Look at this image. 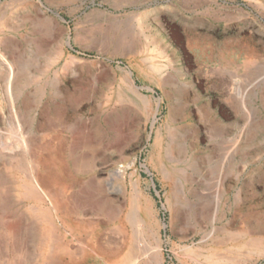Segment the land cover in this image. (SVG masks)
<instances>
[{
  "label": "rangeland",
  "instance_id": "1",
  "mask_svg": "<svg viewBox=\"0 0 264 264\" xmlns=\"http://www.w3.org/2000/svg\"><path fill=\"white\" fill-rule=\"evenodd\" d=\"M1 56L29 63L16 94ZM89 249L264 264V0H0V264H104Z\"/></svg>",
  "mask_w": 264,
  "mask_h": 264
},
{
  "label": "bare ground",
  "instance_id": "2",
  "mask_svg": "<svg viewBox=\"0 0 264 264\" xmlns=\"http://www.w3.org/2000/svg\"><path fill=\"white\" fill-rule=\"evenodd\" d=\"M36 25L39 27V29L41 31H45V32H48L49 31V23L47 22H44V21H37L36 22ZM37 27V28H38ZM39 32V31H38ZM36 40V39H35ZM40 46V45H39ZM18 47V46H17ZM37 47H38V44H37ZM42 48V47H41ZM41 50V49H40ZM45 54V53H44ZM160 57V56H159ZM1 58L4 60V57L1 56ZM6 62V61H5ZM7 63V62H6ZM8 71H9V75H8V85H11L12 89L14 90L15 94L16 92L20 89L19 86H20V83L22 81H28V70L27 68H29V63L25 62V63H21L19 66H17L16 69H13V67L11 66V64H8ZM156 69V68H155ZM32 81V80H31ZM51 84V83H50ZM10 87V89H11ZM12 97V96H11ZM13 99V98H12ZM25 106H26V103L24 102ZM57 111V110H56ZM21 122V121H20ZM16 128V127H15ZM43 128V127H42ZM46 128V127H45ZM67 129V128H66ZM22 133V132H21ZM19 135V134H18ZM16 137V136H15ZM28 145V144H27ZM30 153V152H29ZM37 159V158H36ZM88 163V162H87ZM77 164H80L81 165H84L80 160H78V163ZM79 166V165H78ZM47 168V167H46ZM134 169V168H133ZM47 171V170H46ZM45 171V172H46ZM49 171V170H48ZM29 174L26 175V179L27 180H24V186L22 187V193L21 194H24L25 198L28 199V200H32L34 201V203L37 205V207H33L34 208V212L37 214H40V212L42 211L43 209V199H48V200H51V196L50 194L42 187L41 183H40V180H39V177L36 175V166H31L30 167V170L28 171ZM27 173V172H26ZM115 173L119 176H122L123 173H124V168L123 166H121L120 168H117L115 170ZM43 174V173H42ZM114 174V173H113ZM127 174V173H126ZM71 184V183H70ZM137 186V185H136ZM48 189V188H47ZM63 192V191H62ZM138 197V196H137ZM140 203V202H139ZM16 204V203H15ZM14 204V205H15ZM138 204V203H137ZM13 206V205H12ZM115 206V205H114ZM11 208V207H10ZM18 208V207H17ZM14 209V208H13ZM140 215H142L141 217V221L142 223L144 224H147L149 225L150 224V210H149V207H148V204L146 202H143L140 206ZM15 210V209H14ZM14 210L12 212H14ZM121 210V209H120ZM21 211V210H19ZM7 213V212H6ZM9 213V212H8ZM23 214V213H22ZM18 215V214H17ZM8 217V216H7ZM15 217V216H14ZM136 217V216H135ZM9 218V217H8ZM138 218V217H137ZM215 219V218H214ZM13 220V219H12ZM25 220V219H24ZM38 220V219H37ZM138 222V220L136 221ZM140 222V221H139ZM138 222V223H139ZM13 223V222H12ZM28 223V222H27ZM142 225V224H141ZM134 226V225H133ZM3 227H5L6 230L10 231L13 238H14V241H19V243H25V238L24 235H23V232L22 230L24 231L25 230V227H24V224L22 222V219H18L16 220V223H14V226L13 224H9L8 222L7 223H3ZM145 227V226H144ZM35 228V227H34ZM140 228V227H139ZM142 228V226H141ZM146 228V227H145ZM41 230V229H40ZM236 233V232H235ZM39 235H40V232H39ZM10 236V235H9ZM68 236V235H67ZM30 237V236H29ZM143 239V238H142ZM233 239V238H232ZM11 240V239H10ZM255 240V239H254ZM137 246H138V250L140 249L141 246V237L140 236H137ZM148 241V240H147ZM260 241V240H259ZM133 242V241H132ZM143 242V241H142ZM22 244V245H23ZM38 244V243H37ZM258 244V243H257ZM14 245V244H12ZM16 245V244H15ZM12 246V249L10 248H7L6 250V253H7V258H10V255H15L16 251H15V248H21V252L23 253V249L24 247H15ZM21 245V244H20ZM36 245V243H35ZM42 245V243H41ZM45 245H46V242H45ZM99 245V244H98ZM254 245V244H253ZM44 246V244H43ZM129 247V246H128ZM127 247V248H128ZM144 247V246H143ZM46 248V247H45ZM68 248V247H67ZM94 248V247H93ZM135 248V247H134ZM159 248V245L158 243L156 244L155 247L151 248V250H155L156 251L158 250ZM18 249V250H19ZM27 249V248H26ZM109 249V248H108ZM144 249V248H142ZM148 249V248H147ZM147 249H145L144 253L147 251ZM160 249V248H159ZM47 250V248H46ZM74 251V250H73ZM20 252V253H21ZM80 252H82V249L81 251L80 250H76L75 253L76 254H79ZM91 253L90 255L88 253ZM101 252L103 253V251L101 249H97V250H94V249H89V251L87 250H84V253H87L89 256L92 257H98L99 259H101V261H103L104 264H106V261L100 256ZM34 253V252H33ZM47 253V252H46ZM69 253V252H68ZM133 253V252H132ZM143 253V251H142ZM137 254V253H136ZM52 255V254H50ZM94 255V256H92ZM132 257V256H131ZM115 258V257H114ZM139 258V256L137 257H134L133 261L136 262V260ZM48 260L49 263H53V256L51 257H47L46 258ZM55 259V258H54ZM112 259V258H111ZM36 261H40L42 260L41 258V255L39 254H36ZM7 261V260H6ZM10 261V260H9ZM110 261V260H109ZM67 262V261H66ZM111 262V261H110ZM108 262V263H110ZM112 263V262H111ZM34 264V263H33ZM115 264V263H113Z\"/></svg>",
  "mask_w": 264,
  "mask_h": 264
}]
</instances>
